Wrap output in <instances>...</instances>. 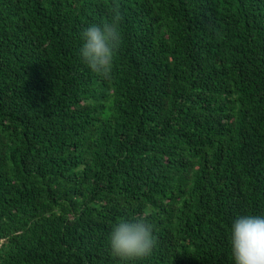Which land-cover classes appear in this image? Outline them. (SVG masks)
I'll use <instances>...</instances> for the list:
<instances>
[{
  "label": "trees",
  "instance_id": "obj_1",
  "mask_svg": "<svg viewBox=\"0 0 264 264\" xmlns=\"http://www.w3.org/2000/svg\"><path fill=\"white\" fill-rule=\"evenodd\" d=\"M113 0H0V264H235L264 216V0H119L105 80L80 33ZM158 242L114 257L112 225Z\"/></svg>",
  "mask_w": 264,
  "mask_h": 264
},
{
  "label": "clouds",
  "instance_id": "obj_2",
  "mask_svg": "<svg viewBox=\"0 0 264 264\" xmlns=\"http://www.w3.org/2000/svg\"><path fill=\"white\" fill-rule=\"evenodd\" d=\"M123 22L119 0H113L107 18L80 33L83 62L105 80L113 76L124 38ZM154 232L155 226L146 215L116 221L109 234L112 255L124 262L150 256L158 242ZM230 245L235 264H264V216L249 214L236 218L231 225Z\"/></svg>",
  "mask_w": 264,
  "mask_h": 264
}]
</instances>
